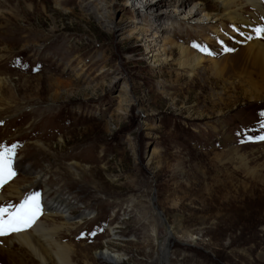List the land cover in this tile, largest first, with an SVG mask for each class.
<instances>
[{
  "label": "rangeland",
  "instance_id": "1",
  "mask_svg": "<svg viewBox=\"0 0 264 264\" xmlns=\"http://www.w3.org/2000/svg\"><path fill=\"white\" fill-rule=\"evenodd\" d=\"M231 1L252 27L221 0H0V205L39 193L67 263L264 264V0ZM22 249L0 264H43Z\"/></svg>",
  "mask_w": 264,
  "mask_h": 264
},
{
  "label": "bare ground",
  "instance_id": "2",
  "mask_svg": "<svg viewBox=\"0 0 264 264\" xmlns=\"http://www.w3.org/2000/svg\"><path fill=\"white\" fill-rule=\"evenodd\" d=\"M221 1L223 10L221 13L217 14V20L233 21V23H239L245 26L252 27V24L248 18H246L243 14L237 11V9H231V6L235 5L232 3L233 1ZM243 1L247 2L246 5L255 8L258 12L261 11L262 0ZM149 5L151 4L145 3V5H143V9L147 7V9H149ZM152 6L153 5H151V7ZM250 29L252 30V28ZM245 50L247 51L246 54L252 56L254 60L261 63V65H263L264 67V44H261L258 41H252L251 43H248V46L245 47ZM180 51L184 58L183 63H185L189 59L191 52L187 49V47H180ZM195 60L199 62L201 58L196 55ZM213 64L216 65L217 62L214 61ZM37 178H39V175L36 176L35 179L31 181L28 185L33 184ZM20 189V187H16L14 190L11 191L12 193L10 192V194H12L13 197L18 198L21 192ZM45 196L47 197L48 194H46ZM3 197L4 196L0 192V199H3ZM67 204L69 203H65V200L62 199L60 195L56 194L54 198H50L45 202V211L47 214L59 213L67 221L69 219V216L67 214L69 212L68 208H70ZM58 229L59 228H56L55 226L48 228L44 226L42 222L36 221V223L30 228L29 231L27 230L20 233H14L12 234L13 236H11L10 238L0 237V251L5 248H8L9 245L17 244L18 246H20L21 249L23 248L33 259H37L40 263L48 264L49 262H54L56 264H69L66 261L65 247L57 243L53 239V236L56 233L55 231ZM94 255L100 259H103L104 261L111 262L112 264H118L121 259L120 256H117L116 254L108 251L107 249L96 251Z\"/></svg>",
  "mask_w": 264,
  "mask_h": 264
},
{
  "label": "snow or ice",
  "instance_id": "3",
  "mask_svg": "<svg viewBox=\"0 0 264 264\" xmlns=\"http://www.w3.org/2000/svg\"><path fill=\"white\" fill-rule=\"evenodd\" d=\"M256 31L264 37V28H258ZM261 127H264V123L261 124ZM249 139L264 140V135L255 138L249 137ZM16 147L15 144L11 146L0 144V189L16 176V168H14ZM41 214V195L39 193L26 196L22 202L16 205H0V237L26 231L36 223Z\"/></svg>",
  "mask_w": 264,
  "mask_h": 264
}]
</instances>
